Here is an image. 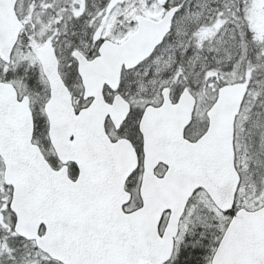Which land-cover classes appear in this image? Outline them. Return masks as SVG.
<instances>
[{
    "label": "snow or ice",
    "instance_id": "snow-or-ice-1",
    "mask_svg": "<svg viewBox=\"0 0 264 264\" xmlns=\"http://www.w3.org/2000/svg\"><path fill=\"white\" fill-rule=\"evenodd\" d=\"M0 264H264V0H0Z\"/></svg>",
    "mask_w": 264,
    "mask_h": 264
}]
</instances>
